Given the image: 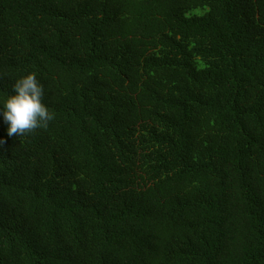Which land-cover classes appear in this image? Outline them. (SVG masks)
<instances>
[{
    "label": "trees",
    "instance_id": "trees-1",
    "mask_svg": "<svg viewBox=\"0 0 264 264\" xmlns=\"http://www.w3.org/2000/svg\"><path fill=\"white\" fill-rule=\"evenodd\" d=\"M28 73L0 264H264V0H0V99Z\"/></svg>",
    "mask_w": 264,
    "mask_h": 264
},
{
    "label": "clouds",
    "instance_id": "clouds-1",
    "mask_svg": "<svg viewBox=\"0 0 264 264\" xmlns=\"http://www.w3.org/2000/svg\"><path fill=\"white\" fill-rule=\"evenodd\" d=\"M44 87L35 73L15 80L11 94L0 99V117L7 125L9 136L24 135L36 128L47 127L55 118L43 103ZM4 143L0 140V145Z\"/></svg>",
    "mask_w": 264,
    "mask_h": 264
},
{
    "label": "rangeland",
    "instance_id": "rangeland-1",
    "mask_svg": "<svg viewBox=\"0 0 264 264\" xmlns=\"http://www.w3.org/2000/svg\"><path fill=\"white\" fill-rule=\"evenodd\" d=\"M202 12H203L202 10H200V9H196V10H193V11L189 12L188 14H189V15H191V14H193V13L200 14V13H202Z\"/></svg>",
    "mask_w": 264,
    "mask_h": 264
}]
</instances>
